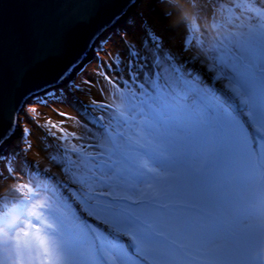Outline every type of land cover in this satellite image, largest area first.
I'll list each match as a JSON object with an SVG mask.
<instances>
[{
    "label": "snow or ice",
    "instance_id": "1",
    "mask_svg": "<svg viewBox=\"0 0 264 264\" xmlns=\"http://www.w3.org/2000/svg\"><path fill=\"white\" fill-rule=\"evenodd\" d=\"M23 2L32 9L27 25L34 44L59 48L75 28L91 22V17L47 11L45 6L55 0ZM166 3L177 5L182 21H191L188 31L198 30L192 11L184 7L189 0H126L129 11L117 20L123 27L115 36L128 60L139 63L143 54L145 62L150 57L158 69L166 67L171 78L149 70L155 77L152 94L145 93L146 99L132 107L119 130L106 134L108 147L98 157L85 159L73 148L81 162L67 168L66 162L58 164L66 180L48 176L43 182L16 183L25 166L34 171L26 156L32 148L29 130L21 129L17 136L15 116L6 127L0 120V264H264V105H258L256 97L264 63L253 58L255 49L264 45V31L229 40L217 49L211 64L205 61L204 68H198V58L189 56V65L181 55L190 42L187 34L176 50L153 19ZM204 5L212 6L207 0ZM136 8L140 11L129 15ZM161 15L170 19L173 13ZM18 57V44L10 40L0 18V93L9 79L23 85L27 73L17 64ZM74 63L57 76L56 89L46 91L37 103L78 90ZM142 101L161 111L195 110L210 102L209 115L227 127L230 182L206 186L209 153L201 151L185 163L191 138L145 116ZM5 190L37 202L30 209L23 203L9 206ZM96 220L116 236H127L132 247H122L115 236L103 238L90 226Z\"/></svg>",
    "mask_w": 264,
    "mask_h": 264
},
{
    "label": "rangeland",
    "instance_id": "2",
    "mask_svg": "<svg viewBox=\"0 0 264 264\" xmlns=\"http://www.w3.org/2000/svg\"><path fill=\"white\" fill-rule=\"evenodd\" d=\"M207 3L212 5L211 8L204 5V0H189L184 5L190 8L195 17L198 30L194 32L188 31L191 21H182V13L178 11L177 5L166 3L153 13L158 29L164 33L172 48L179 50L187 34L190 42L181 55L189 65V56L198 58L201 61L197 64L198 68H204L205 61L211 64V57L229 40H244L253 33L264 31V16L259 15L264 11V0H214V3L213 0H207ZM166 11L173 13L170 19L161 15V12ZM114 52L116 55H113ZM253 58L258 63H264V45L255 49ZM149 70L164 79L171 78V72L166 67L158 69L150 57L145 62L143 54L139 63L128 60L124 46L117 38L74 78L78 90L70 94L59 93L22 128L29 130L27 139L32 148L26 156L32 162L34 171L25 166L16 178V183L43 182L48 176L55 177L57 181L66 180L58 164L66 162L67 168L81 162L73 148L79 149L80 156L85 159L89 155L98 157L108 147L106 134H114L113 130H119L121 122L129 120L132 107L139 106L140 101L146 99L145 93L152 94L150 83L155 81V77L149 76ZM205 74H208L206 68ZM256 97L257 104L264 105V78L257 77ZM142 103L145 116L153 121H163L166 127L191 138L185 150L188 157L185 163L198 158L201 151L209 153L208 174L204 179L206 186H226L230 182L229 135L223 121L209 115L210 102L205 101L206 107L188 111H161L151 107L149 102ZM19 135L20 131L17 133ZM260 148V142L257 141L256 150ZM71 190L68 188V191ZM147 191L153 193L154 189ZM3 194L9 206L23 203L30 209L37 202L35 198L29 199L27 195L20 196L19 193H7L5 190ZM43 199L47 200L48 197L43 196ZM27 209L22 220L27 217ZM90 226L103 238L115 236L122 247H132L133 242L127 236H116L106 223L90 221ZM261 256L264 258V252ZM109 259H112L110 255ZM9 264L15 262L9 261Z\"/></svg>",
    "mask_w": 264,
    "mask_h": 264
},
{
    "label": "water",
    "instance_id": "3",
    "mask_svg": "<svg viewBox=\"0 0 264 264\" xmlns=\"http://www.w3.org/2000/svg\"><path fill=\"white\" fill-rule=\"evenodd\" d=\"M45 8L52 14L91 17V22L75 28L59 48L42 46L34 44L28 36L27 21L32 9L23 0H3L0 4V18L10 40L18 44L17 64L27 73L22 86L14 85L9 79L0 93V120L6 127L15 116L19 122L17 133L53 99L48 97L46 102H36L46 91L56 89L57 76L70 63L75 61L72 65L77 69L75 78L115 42L118 38L115 33L123 27V22L118 24L117 20L129 11L126 0H55ZM137 9H132L129 15Z\"/></svg>",
    "mask_w": 264,
    "mask_h": 264
}]
</instances>
